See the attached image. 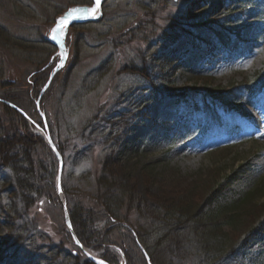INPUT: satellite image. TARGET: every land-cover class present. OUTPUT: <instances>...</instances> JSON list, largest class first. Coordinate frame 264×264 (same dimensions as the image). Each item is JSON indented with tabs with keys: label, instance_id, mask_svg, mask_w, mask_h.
I'll return each instance as SVG.
<instances>
[{
	"label": "rangeland",
	"instance_id": "374dc122",
	"mask_svg": "<svg viewBox=\"0 0 264 264\" xmlns=\"http://www.w3.org/2000/svg\"><path fill=\"white\" fill-rule=\"evenodd\" d=\"M198 3L203 9L197 13L195 23L200 26L225 20L233 30H243L241 37L235 34L229 48L213 50L204 43L197 47L185 36L168 45L180 29L177 25L188 24L189 6ZM95 4V0H0V29L4 32L0 36V89L18 94V104L34 117L33 103L36 107L40 102L51 136L67 151L63 171L67 185L80 171L103 162L99 148L95 154L89 152L93 142L87 139L78 146L88 148L75 156L72 140L81 138L82 126L87 124L89 133L97 129L95 136L100 134L105 124L93 122L92 128L90 123L101 114L120 116L123 130L115 135L118 140L113 156L118 160L116 171L123 183L135 185L137 194L143 197L150 193L160 197L177 174L210 184L232 179L227 198L247 191L254 180L264 179V93L243 102L245 118L233 123L240 126L238 131L230 133L228 128L216 126L202 132L198 126L205 116L193 111L186 100H153V84L145 75L153 70L162 76L163 69L153 59L173 50L181 57L174 81L188 99H200L207 93V85L226 86L231 81L253 78L256 71L264 70V21H259L256 14L264 11V0H104L97 21L74 24L65 32L64 28L53 31L67 13L93 9ZM61 40L66 64L39 101L33 90L37 85L29 83L37 77H31L32 72L48 65L47 72L52 74L62 64L55 45ZM28 130L35 135L40 132L32 127ZM9 172L0 168V177ZM75 184L72 180L71 185ZM3 187L1 183L0 189ZM8 189L0 190L4 202L8 198L4 191ZM58 197L60 202L65 201L64 196ZM36 211L33 209L27 220L13 226L22 231L27 246L9 256L5 264H33L36 259L29 261L28 257L38 255L50 257L49 264H72V254L77 256V264H89L65 234L64 211ZM7 215V211L2 213L1 224H6ZM262 221L250 242L239 245L238 260L228 257L221 264H264ZM33 224L38 225L37 232ZM10 231V227L3 226L0 241ZM44 246L47 248L41 249ZM50 246L61 252L50 250Z\"/></svg>",
	"mask_w": 264,
	"mask_h": 264
},
{
	"label": "trees",
	"instance_id": "16d2710c",
	"mask_svg": "<svg viewBox=\"0 0 264 264\" xmlns=\"http://www.w3.org/2000/svg\"><path fill=\"white\" fill-rule=\"evenodd\" d=\"M189 8L188 24L177 25L180 29L173 34L168 45L176 44L181 36H185L197 47L204 43L213 50L229 48V40L235 34L241 37L243 30H233L225 20L199 26L195 21L197 13L203 9L202 3ZM259 12H256L258 20L263 22L264 11ZM3 33L0 29V36ZM170 51L167 55L165 53L153 59L163 69L162 76L154 74L153 70L145 72L153 84V100L167 97L178 102L189 101L186 93L174 81L173 74L181 67V57ZM47 69L48 65L40 71L35 69L31 77L37 76L36 79L28 81L37 85L33 90L38 98L51 76ZM207 86L205 95L200 99H191L194 111L205 115L204 123L199 128L205 132L222 126L233 133L240 127L233 123H238L246 115L243 102L264 92V70L260 69L253 78L248 77L237 83L231 81L226 86ZM0 90H3L0 92V168L10 171L8 175L0 177V184L4 185L0 190L9 188L4 191V196H8L7 201L4 202L0 196V218L3 212L7 211L8 214L6 224L0 223V230L3 226L12 230L0 241V264H5L9 256L27 246L22 231L14 229V225L27 220L33 209L38 210L36 213L39 210L47 211V208L60 209L63 213L64 209L57 194L60 164L54 152L39 135L28 130L29 127L35 128V125L28 124L22 114L6 103L23 109L34 123L44 129L43 119L34 103L36 118L18 104V94ZM108 115H97L90 123L92 128L93 122L105 124L100 134L95 136L97 129L89 133L90 125L87 124L82 126L81 138L72 139L75 142V156L88 148L78 146L79 142L83 143L87 139L93 142L89 152L92 150L95 154L99 148V152L104 154L103 162L94 163L91 168L80 171L75 179L70 178L69 185L65 177L62 179L63 196L79 241L90 253L109 264H122L123 260L127 264H221L228 257L237 261L239 245L250 242L249 239L264 219V179L254 180L247 191L231 194L227 198L225 193L232 191V179L225 183L218 180V183L210 184L200 178L189 180L177 174L166 184L168 187L166 190L164 188L160 197L154 193L143 197L137 194L135 185L123 183L116 171L118 160H114L113 156L118 138L115 135L123 129L119 126V115ZM224 115H228L227 119ZM168 124L165 125V131L169 128ZM21 127H25L23 131L19 130ZM52 138L64 156L66 168L67 151L63 149L61 141ZM72 180L76 181L75 186L71 185ZM33 227L37 232L38 225L33 224ZM65 231L69 242L76 246L66 225ZM50 250L61 252H57V247L53 246H50ZM40 257H43L42 262ZM32 259H36L33 264H49L50 257H28L29 261ZM70 259L72 264H77V256L72 254ZM83 259L93 264L86 254H83Z\"/></svg>",
	"mask_w": 264,
	"mask_h": 264
},
{
	"label": "water",
	"instance_id": "95a60500",
	"mask_svg": "<svg viewBox=\"0 0 264 264\" xmlns=\"http://www.w3.org/2000/svg\"><path fill=\"white\" fill-rule=\"evenodd\" d=\"M104 2V0H101V6H102V3ZM101 7H100V11H101ZM66 20V27H70V26H74V24H85V22H87L88 20H84V18H64ZM63 26V25H62ZM61 26V27H62ZM58 27H55V29H57ZM58 48H60V50L62 52H64V48L63 46H59L57 45ZM63 56L66 57V53H63ZM54 77V74L53 76L51 77V79L49 80L48 84L46 85V87L42 90V93H41V98L43 97V93L50 87L51 85V81ZM40 98V99H41ZM40 101V100H39ZM12 106V105H11ZM37 106H39V102L37 104ZM13 107V106H12ZM15 108V107H13ZM18 112H20V114H22L24 117H26L25 113L21 110H18L17 108H15ZM43 116V114H42ZM46 129H47V126H46ZM43 138L48 142L51 150L55 153L57 159H58V162L60 163V167H59V170H58V178H57V191H58V194L59 196L61 197L62 199V186H61V181H62V176H63V171H64V165L65 163H63V156L62 154L58 151L57 147L55 146V143L54 141L51 139V136H50V133H49V129L48 131L44 132V135H43ZM63 209H64V218L66 220V224H67V227H68V230L72 233V236L74 238V241L75 243L77 244V246L82 249L83 253L87 254L88 258L90 259V261L94 264H101V262H103V264H108L106 262H104L102 259L98 258V257H94L92 254L88 253L87 250H85L81 244V242H79L77 236H76V233L75 231H73V227H72V221L70 220V216H69V210L68 208L66 207L65 204H63Z\"/></svg>",
	"mask_w": 264,
	"mask_h": 264
},
{
	"label": "snow or ice",
	"instance_id": "6c2138e0",
	"mask_svg": "<svg viewBox=\"0 0 264 264\" xmlns=\"http://www.w3.org/2000/svg\"><path fill=\"white\" fill-rule=\"evenodd\" d=\"M95 3H96V8L93 9V12L97 11L100 9L101 7V0H95ZM73 11H78V10H73ZM68 16H71V12H69L67 14ZM66 24V20L64 18H61L60 21H59V25H65ZM58 25V28L57 29H54L53 31H63V28L62 27H59ZM56 37L53 36V39H55ZM101 264H103V262H101Z\"/></svg>",
	"mask_w": 264,
	"mask_h": 264
},
{
	"label": "bare ground",
	"instance_id": "6f19581e",
	"mask_svg": "<svg viewBox=\"0 0 264 264\" xmlns=\"http://www.w3.org/2000/svg\"><path fill=\"white\" fill-rule=\"evenodd\" d=\"M76 13H78V12H76ZM165 125L167 126V124H165ZM164 129H166L165 126H164Z\"/></svg>",
	"mask_w": 264,
	"mask_h": 264
}]
</instances>
